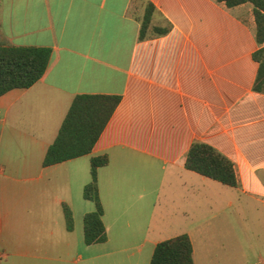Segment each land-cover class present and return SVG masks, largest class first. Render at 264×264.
Returning a JSON list of instances; mask_svg holds the SVG:
<instances>
[{
	"label": "crops",
	"instance_id": "1",
	"mask_svg": "<svg viewBox=\"0 0 264 264\" xmlns=\"http://www.w3.org/2000/svg\"><path fill=\"white\" fill-rule=\"evenodd\" d=\"M165 36L140 39L148 4ZM0 33L52 50L44 77L0 98V264H151L188 235L195 264H264V94L254 6L218 0H0ZM122 101L91 155L45 167L77 96ZM237 187L186 168L194 143ZM108 241L88 246L93 158ZM73 213L68 228L65 208ZM248 219L249 221H245Z\"/></svg>",
	"mask_w": 264,
	"mask_h": 264
},
{
	"label": "trees",
	"instance_id": "2",
	"mask_svg": "<svg viewBox=\"0 0 264 264\" xmlns=\"http://www.w3.org/2000/svg\"><path fill=\"white\" fill-rule=\"evenodd\" d=\"M229 8L246 3L254 6L257 23L256 39L259 50L254 60L259 71L254 90L264 94V0H218ZM156 8L148 4L142 18L140 39L168 35L172 26L155 27L153 20ZM52 59L48 48L17 47L0 33V98L12 90L30 89L46 74ZM122 98L117 96L81 95L77 96L65 118L59 135L49 148L44 166L50 167L70 160L91 155L104 133ZM109 164L108 157L93 158L91 161L92 181L85 187L84 198L96 205L94 212L84 218L85 241L88 246L104 244L108 241L104 224V208L98 187L99 169ZM186 168L204 177L229 187H237L238 179L235 165L215 148L200 142L191 147ZM68 228H74L73 213L65 208ZM151 264H195L194 247L188 235L158 244Z\"/></svg>",
	"mask_w": 264,
	"mask_h": 264
},
{
	"label": "rangeland",
	"instance_id": "3",
	"mask_svg": "<svg viewBox=\"0 0 264 264\" xmlns=\"http://www.w3.org/2000/svg\"><path fill=\"white\" fill-rule=\"evenodd\" d=\"M245 221H249L248 219H246Z\"/></svg>",
	"mask_w": 264,
	"mask_h": 264
}]
</instances>
